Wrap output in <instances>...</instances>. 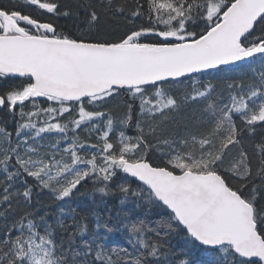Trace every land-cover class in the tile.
<instances>
[{"label":"snow or ice","instance_id":"6c2138e0","mask_svg":"<svg viewBox=\"0 0 264 264\" xmlns=\"http://www.w3.org/2000/svg\"><path fill=\"white\" fill-rule=\"evenodd\" d=\"M0 113V264H264V0H0Z\"/></svg>","mask_w":264,"mask_h":264},{"label":"trees","instance_id":"16d2710c","mask_svg":"<svg viewBox=\"0 0 264 264\" xmlns=\"http://www.w3.org/2000/svg\"><path fill=\"white\" fill-rule=\"evenodd\" d=\"M59 23L64 24L65 21L63 19H61L59 21ZM200 79H203L205 81L212 79V77H208V76H204V77H199ZM217 82V81H214ZM189 112L191 111V109L188 110ZM5 119V117L3 116V113H0V120ZM258 132L260 131V129L257 130ZM81 191H84V189H81ZM42 203H49V199H48V195L47 193H45L44 195H41L39 197H37ZM89 203V199L87 196H81L78 197L76 202L73 203V207H76V204H81L86 205ZM107 203L109 205V207L112 210V214L115 215V213L119 210L120 205H119V198L118 197H111L107 199ZM100 211H103V206L100 207L99 209ZM142 215V214H141ZM164 215V213H153L152 215H149L147 217L150 226L155 227L156 226V221L160 220L162 218V216ZM178 239V238H177Z\"/></svg>","mask_w":264,"mask_h":264},{"label":"flooded vegetation","instance_id":"af4514ba","mask_svg":"<svg viewBox=\"0 0 264 264\" xmlns=\"http://www.w3.org/2000/svg\"><path fill=\"white\" fill-rule=\"evenodd\" d=\"M5 2H7V0H5Z\"/></svg>","mask_w":264,"mask_h":264}]
</instances>
